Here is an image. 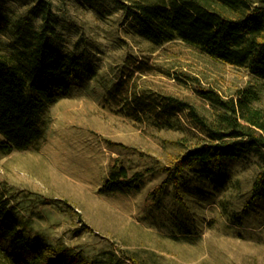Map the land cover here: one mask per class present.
I'll use <instances>...</instances> for the list:
<instances>
[{"label": "rangeland", "instance_id": "1", "mask_svg": "<svg viewBox=\"0 0 264 264\" xmlns=\"http://www.w3.org/2000/svg\"><path fill=\"white\" fill-rule=\"evenodd\" d=\"M50 2L58 46L84 54L93 75L46 109L42 136L28 149L0 152V192L24 235L69 246L91 264H264V196L252 197L262 160L250 153L197 162L174 185L163 167L199 130L184 111L159 103L170 94L198 104L201 86L228 94L251 88L252 104L264 112V81L180 42L155 45L109 0ZM32 4L0 0L7 23L0 52L12 53L15 24L30 17L40 25ZM178 63L199 80L172 76ZM146 99L152 111L137 105ZM112 163L141 176L105 189Z\"/></svg>", "mask_w": 264, "mask_h": 264}, {"label": "trees", "instance_id": "2", "mask_svg": "<svg viewBox=\"0 0 264 264\" xmlns=\"http://www.w3.org/2000/svg\"><path fill=\"white\" fill-rule=\"evenodd\" d=\"M109 1L121 10L124 20H130L139 34L155 45L180 42L216 61L246 66L264 81V0ZM29 12L39 17L40 25L34 26L30 17L15 24L12 53L0 52L3 154L28 149L42 136L41 116L46 109L93 75L84 54L64 52L58 46L50 0H33ZM6 26L0 16V32ZM185 68L184 63H178L171 75L181 82L199 80L200 74ZM124 82L113 84L112 97L122 92ZM196 92L201 100L198 104L170 94L159 98L161 109L184 111L189 124L199 130L193 131V141L183 144L182 152L163 167L166 178L177 185L182 174L197 162L254 153L262 163L252 183V197L264 196V112L252 104L256 90L245 88L228 94L208 85ZM150 103L146 99L137 105L152 111ZM139 176L140 172L129 175L125 166L112 163L104 188L131 185ZM0 264L91 262L69 246L44 243L38 235L26 237L8 197L0 192Z\"/></svg>", "mask_w": 264, "mask_h": 264}]
</instances>
